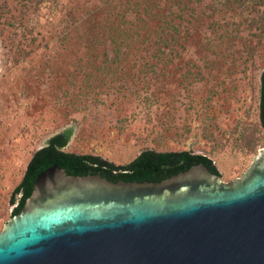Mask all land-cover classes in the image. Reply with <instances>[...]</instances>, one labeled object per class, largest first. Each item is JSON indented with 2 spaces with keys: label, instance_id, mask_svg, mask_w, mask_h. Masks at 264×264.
<instances>
[{
  "label": "rangeland",
  "instance_id": "obj_1",
  "mask_svg": "<svg viewBox=\"0 0 264 264\" xmlns=\"http://www.w3.org/2000/svg\"><path fill=\"white\" fill-rule=\"evenodd\" d=\"M263 72L264 0H0V233L58 134L116 166L189 151L242 177Z\"/></svg>",
  "mask_w": 264,
  "mask_h": 264
},
{
  "label": "water",
  "instance_id": "obj_2",
  "mask_svg": "<svg viewBox=\"0 0 264 264\" xmlns=\"http://www.w3.org/2000/svg\"><path fill=\"white\" fill-rule=\"evenodd\" d=\"M0 264H264V150L228 183L204 164L143 183L55 165L5 224Z\"/></svg>",
  "mask_w": 264,
  "mask_h": 264
},
{
  "label": "trees",
  "instance_id": "obj_3",
  "mask_svg": "<svg viewBox=\"0 0 264 264\" xmlns=\"http://www.w3.org/2000/svg\"><path fill=\"white\" fill-rule=\"evenodd\" d=\"M260 124L264 128V72L260 84ZM68 135L58 134L50 138L46 146L37 151L28 164L25 175L14 190L12 202L20 196L11 218L23 209L33 192L37 177L47 169L57 165L69 176H91L100 174L110 181L118 182H162L191 167L204 164L213 174L220 175L214 162L207 156L195 155L189 151L157 153L144 151L129 164L119 167L98 156L68 153L64 149L69 144Z\"/></svg>",
  "mask_w": 264,
  "mask_h": 264
}]
</instances>
